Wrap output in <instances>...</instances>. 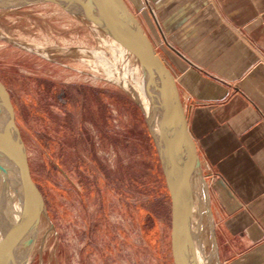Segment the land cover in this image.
I'll use <instances>...</instances> for the list:
<instances>
[{
    "label": "rangeland",
    "instance_id": "obj_1",
    "mask_svg": "<svg viewBox=\"0 0 264 264\" xmlns=\"http://www.w3.org/2000/svg\"><path fill=\"white\" fill-rule=\"evenodd\" d=\"M104 51L53 5L0 8V79L47 209L28 264H174L160 157L141 103L107 79ZM204 223L220 264L213 213Z\"/></svg>",
    "mask_w": 264,
    "mask_h": 264
},
{
    "label": "crops",
    "instance_id": "obj_2",
    "mask_svg": "<svg viewBox=\"0 0 264 264\" xmlns=\"http://www.w3.org/2000/svg\"><path fill=\"white\" fill-rule=\"evenodd\" d=\"M177 75L220 264H264V0H125Z\"/></svg>",
    "mask_w": 264,
    "mask_h": 264
},
{
    "label": "water",
    "instance_id": "obj_3",
    "mask_svg": "<svg viewBox=\"0 0 264 264\" xmlns=\"http://www.w3.org/2000/svg\"><path fill=\"white\" fill-rule=\"evenodd\" d=\"M33 4L53 5L84 21L98 33L104 30L141 67L158 114L157 117L143 108L170 194L173 263L201 264L202 238L193 217L194 209L190 200L192 183L197 176L203 183L202 193L207 197L209 217L212 211L203 163L189 130L187 108L176 73L158 53L139 18L125 0H0V8ZM0 121L11 161L6 172V183L11 175H15L34 202L30 209L31 218L0 255V264H15L18 260L17 252L26 249L29 253L34 248L47 209L44 196L31 174L28 153L16 122L11 94L1 79Z\"/></svg>",
    "mask_w": 264,
    "mask_h": 264
},
{
    "label": "bare ground",
    "instance_id": "obj_4",
    "mask_svg": "<svg viewBox=\"0 0 264 264\" xmlns=\"http://www.w3.org/2000/svg\"><path fill=\"white\" fill-rule=\"evenodd\" d=\"M98 34L103 38L106 50L111 53L107 55V52L104 51V58L103 56L101 57L103 58L104 65L108 68L107 79L118 83L141 103L146 112L154 113L158 117L153 95L147 86L141 67L110 34L104 30H101ZM90 52L93 51L90 50ZM10 165L11 161L5 145L4 131L0 121V255L10 240L27 224L31 218V205L33 206L34 204L15 175H11L9 182L6 183V172ZM202 187V180L197 176L192 183L190 200L194 209L193 217L202 238L200 261L201 264H211V257L206 255V250L211 245L210 239H212L213 244L214 236L211 234L210 237L209 235L208 240L204 237L206 227L204 218L208 215L209 210L207 197L202 193ZM32 251L33 249L28 253V250L22 249L20 252H17L18 260L15 264H28ZM212 252L216 254L214 247H212Z\"/></svg>",
    "mask_w": 264,
    "mask_h": 264
}]
</instances>
